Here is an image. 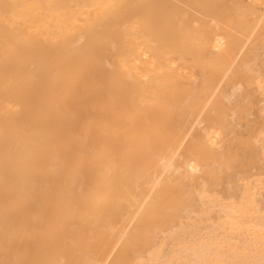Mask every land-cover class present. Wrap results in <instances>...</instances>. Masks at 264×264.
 Instances as JSON below:
<instances>
[{
	"label": "bare ground",
	"instance_id": "bare-ground-1",
	"mask_svg": "<svg viewBox=\"0 0 264 264\" xmlns=\"http://www.w3.org/2000/svg\"><path fill=\"white\" fill-rule=\"evenodd\" d=\"M264 0H0V264H264Z\"/></svg>",
	"mask_w": 264,
	"mask_h": 264
},
{
	"label": "rangeland",
	"instance_id": "rangeland-1",
	"mask_svg": "<svg viewBox=\"0 0 264 264\" xmlns=\"http://www.w3.org/2000/svg\"><path fill=\"white\" fill-rule=\"evenodd\" d=\"M259 105H260V106L264 105V99H261V100L259 101ZM263 113H264V111H263ZM263 191H264V188H261V189H260V192H263Z\"/></svg>",
	"mask_w": 264,
	"mask_h": 264
}]
</instances>
